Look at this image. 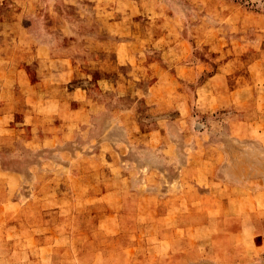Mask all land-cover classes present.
Here are the masks:
<instances>
[{"label":"rangeland","instance_id":"rangeland-1","mask_svg":"<svg viewBox=\"0 0 264 264\" xmlns=\"http://www.w3.org/2000/svg\"><path fill=\"white\" fill-rule=\"evenodd\" d=\"M0 264H264V0H0Z\"/></svg>","mask_w":264,"mask_h":264}]
</instances>
